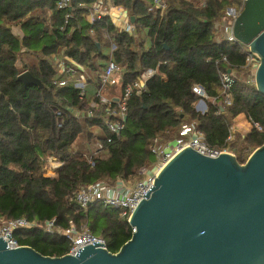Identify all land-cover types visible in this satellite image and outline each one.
Here are the masks:
<instances>
[{
	"label": "trees",
	"instance_id": "1",
	"mask_svg": "<svg viewBox=\"0 0 264 264\" xmlns=\"http://www.w3.org/2000/svg\"><path fill=\"white\" fill-rule=\"evenodd\" d=\"M94 1L73 0L66 22L67 12L57 9L56 0H0V217L39 225L55 220L60 230L73 222L102 236L107 249L117 253L132 236L127 219L102 203L81 210L75 193L98 181L114 184L140 177L157 162L150 144L161 137L172 141L186 121L198 125L209 147L230 149L244 164L264 145V95L250 81L243 45L228 41L221 24L227 9L242 11L243 0H207L206 5L167 0L163 15L150 11L151 0H113L135 17L138 37L120 31L109 17L90 24L86 15ZM112 44V60L127 65L123 85L148 68L157 71L147 91L130 98L120 139L103 122V107H92L94 96L81 98L73 83H55L62 61L73 66L68 58L99 74L111 59ZM26 54L35 62L24 61ZM219 69L236 73L232 103L223 107L217 102L222 97ZM24 72L42 86L18 81ZM194 84L202 85L210 97L205 114L195 108ZM72 108L85 114L76 118ZM242 114L262 130L253 128L243 140L228 141L233 120ZM95 143L103 149L92 165L88 157ZM50 157L62 162L55 171L48 170L57 172L56 177L45 176ZM18 238L45 256L60 257L70 250L66 237L40 228Z\"/></svg>",
	"mask_w": 264,
	"mask_h": 264
},
{
	"label": "water",
	"instance_id": "2",
	"mask_svg": "<svg viewBox=\"0 0 264 264\" xmlns=\"http://www.w3.org/2000/svg\"><path fill=\"white\" fill-rule=\"evenodd\" d=\"M232 31L259 56L254 80L264 95V0H245ZM18 81L42 86L30 72ZM142 197L117 253L93 242L51 257L30 246L9 249L0 237V264H264V145L244 164L231 153L210 157L187 147Z\"/></svg>",
	"mask_w": 264,
	"mask_h": 264
},
{
	"label": "built area",
	"instance_id": "3",
	"mask_svg": "<svg viewBox=\"0 0 264 264\" xmlns=\"http://www.w3.org/2000/svg\"><path fill=\"white\" fill-rule=\"evenodd\" d=\"M195 1L201 3L202 5H206L207 0ZM151 2L152 6L150 7V11L156 12L159 10L160 14L163 15L167 8V0H151ZM72 3L73 0H56L57 9L67 12L66 22L69 21L72 16L70 12L72 9ZM244 3L245 0H243V6ZM231 11L233 15L232 20L229 23H223L222 27L228 41L238 42L232 29L235 19L240 12L236 13L234 10ZM103 17H109L120 31L133 37H138L136 25L131 21V16L128 10L121 5L114 4L113 0H95L90 11L86 15V19L90 24H94ZM243 47L246 53V64L251 71V81L255 83L254 76L260 63V58L257 54L252 53L249 50V46L243 45ZM115 49L116 45L112 44L110 47L111 59L95 78L89 74L91 72L89 68L76 64L73 59L68 58V61L71 65L77 66V69L82 71L81 73L76 71V67L74 68L73 66H69L62 61L59 66V73L57 74L58 77L56 78L55 83L58 86H66L69 83H73L75 88L79 90L81 98L89 94L88 88L90 85H93L95 92L93 96L97 98V101L94 98L91 105L94 108L103 107V122L110 131L111 136L120 139L126 125L128 102L130 98L134 94L140 95L147 91V82L157 73V71L148 68L144 70L134 81L124 85L122 83L120 84L119 79H121V75L127 65L116 63L112 60V53ZM223 60L226 61V58ZM88 71L90 72L88 73ZM218 75L222 88V97L217 102L220 107H223L224 105H231V90L235 82L236 73L233 70L223 71L219 69ZM116 85L121 86L120 95L111 98L106 97L104 90L108 86ZM192 90L198 97V101L195 104L196 110L205 114L208 111L207 101L210 100L207 91L200 84H194ZM214 101L215 100H213V102ZM71 111L76 118H81L85 114L77 108H72ZM57 114L61 116L62 112L57 111ZM86 115L91 117L93 115L92 111H88ZM243 119H245V122L248 123L250 127L249 132H251L253 128L262 130V127L258 123H254L249 120L244 114L238 116V120ZM59 126L61 127V122L59 123ZM236 126L237 124H232L230 127L228 141L232 140L234 133L236 132ZM111 136L109 137L108 142L112 141ZM96 145L94 153L88 157L89 162L92 165H94L93 157L98 156L100 151L103 149L102 144L97 143ZM187 147H191L194 150L210 157H217L220 155V152L235 155L233 151L228 150L227 148L213 149L209 147L206 142L205 133L195 122L184 123L182 124L179 130V135L176 139L166 143L165 145H161L159 144V138H156L150 144L149 148L157 159V164L155 166L156 169L150 170L149 168H146L142 170V178L135 183H131L130 180L125 179H118L114 184L107 181H98L78 190V192H76L73 196V200L81 210L85 211L95 203H102L106 207L117 208L120 212V216L129 221L132 213L143 200L142 196L148 191V188L160 169L164 167V165L167 164L175 155ZM47 162L55 163L56 169L62 165V162H58L55 157H50ZM138 195L141 197L136 198ZM37 228L42 229L45 233L59 234L66 237L70 242V250L68 254H71L73 251L78 252L81 247L93 242H97L99 244L102 243L104 248H107L106 240L102 236L93 234L85 226L78 227L73 222H70V227L68 229L60 230L56 227L55 220L45 221L43 224L39 225L35 221H29L26 218L6 219L4 217H0V237L4 239L9 249L24 246L20 244L18 236H22L26 232L33 231ZM7 235L11 238L7 237Z\"/></svg>",
	"mask_w": 264,
	"mask_h": 264
},
{
	"label": "rangeland",
	"instance_id": "4",
	"mask_svg": "<svg viewBox=\"0 0 264 264\" xmlns=\"http://www.w3.org/2000/svg\"><path fill=\"white\" fill-rule=\"evenodd\" d=\"M229 9H231V10H234V11H236V13H239V11L234 7V8H229ZM229 9H227L226 10V16H227V18H225L224 19V21H223V23H229L231 20H232V17H233V15H232V11H229ZM223 23H221L222 25H223ZM220 26V25H219ZM220 30H222L221 28H220ZM218 32H220V31H218ZM15 33H20V31H19V29H16L15 30ZM23 59H24V61H26V62H31V63H33V62H35V59L34 58H32V57H30V55H24V57H23ZM90 71H88V73H89ZM92 77H96V74H94L92 71L89 73ZM251 76H250V81H251ZM119 82H120V84H121V79H119ZM92 88H94V86L92 85ZM120 91H121V89H120V85H118L117 86V89H114L113 87H111V86H108L105 90H104V94H105V96L106 97H108V98H111V97H115V96H119L120 95ZM91 91H89V94L88 95H91ZM237 119V120H236ZM185 123H187V121L185 122ZM233 124H237V126H236V132L234 133V136H233V138H232V140H234V139H238V138H240L241 140H243L250 132V127H249V125H248V123H246L245 122V119H243V120H238V117H236L234 120H233ZM176 139V138H175ZM174 140V139H173ZM231 140V141H232ZM166 143H168V142H164V140L162 139V137L161 138H159V144H161V145H165ZM96 143H95V146L93 147L94 149H96ZM228 150H230V149H228ZM95 151V150H94ZM156 164L157 163H155L154 164V166L152 165V166H148L147 168H149L150 170H154V169H156ZM44 169V171H45V176L46 177H55L56 176V173H54V175H52V174H50L49 173V171L48 170H53L54 169V171L56 170V165H55V163H51V162H49V163H46V165H45V168H43ZM142 178V176H140V177H137V178H135V179H133V180H130V182L131 183H135V182H137L139 179H141Z\"/></svg>",
	"mask_w": 264,
	"mask_h": 264
},
{
	"label": "crops",
	"instance_id": "5",
	"mask_svg": "<svg viewBox=\"0 0 264 264\" xmlns=\"http://www.w3.org/2000/svg\"><path fill=\"white\" fill-rule=\"evenodd\" d=\"M111 87H113L114 89H117V85H116V86H111ZM88 89H89V91L92 92L90 96L93 97V94H94L95 92H94V88H92V85H90ZM120 89H121V86H120ZM144 172H145V171H144ZM56 176H57V172H56ZM56 176H55V177H56Z\"/></svg>",
	"mask_w": 264,
	"mask_h": 264
},
{
	"label": "bare ground",
	"instance_id": "6",
	"mask_svg": "<svg viewBox=\"0 0 264 264\" xmlns=\"http://www.w3.org/2000/svg\"><path fill=\"white\" fill-rule=\"evenodd\" d=\"M47 163H49V162H47Z\"/></svg>",
	"mask_w": 264,
	"mask_h": 264
}]
</instances>
